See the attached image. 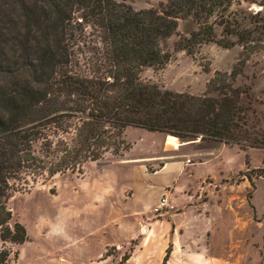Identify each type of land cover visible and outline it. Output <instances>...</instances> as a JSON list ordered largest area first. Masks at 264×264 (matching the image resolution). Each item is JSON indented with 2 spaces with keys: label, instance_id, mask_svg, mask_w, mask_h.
<instances>
[{
  "label": "trees",
  "instance_id": "obj_1",
  "mask_svg": "<svg viewBox=\"0 0 264 264\" xmlns=\"http://www.w3.org/2000/svg\"><path fill=\"white\" fill-rule=\"evenodd\" d=\"M241 2L264 7V0H161L158 9L138 10L116 0H0V264L27 241L7 205L25 175L81 172L84 162L108 151L120 156L130 145L123 138L128 126L180 141L264 149V129L248 123L240 101L248 89L234 85L250 54L264 48V15L253 10L251 25L242 26L244 15L229 11ZM185 18L196 28L180 34L174 50L192 55L208 42L241 48L231 69L215 71L201 95L138 78L144 67L170 60L168 39ZM71 118L72 142L49 141V131L69 132ZM38 140L54 159L33 151Z\"/></svg>",
  "mask_w": 264,
  "mask_h": 264
},
{
  "label": "rangeland",
  "instance_id": "obj_2",
  "mask_svg": "<svg viewBox=\"0 0 264 264\" xmlns=\"http://www.w3.org/2000/svg\"><path fill=\"white\" fill-rule=\"evenodd\" d=\"M116 1L138 10L158 9L161 0ZM253 10H261L264 15V7L258 9L256 4L247 2L232 4L229 11L239 17L244 15L241 24L247 27L251 25L248 14ZM260 22L264 23V17ZM195 28L190 18L180 19L177 32L168 39L172 51L170 60L160 67H144L138 74L139 80L154 83L160 89L201 95L215 71L228 72L239 57L241 48L238 45L224 48L214 42L202 43L192 55L173 49L180 34L188 35ZM220 29L216 27L217 34ZM234 85L248 89L240 97L247 107L248 123H256L264 129V48L250 54ZM75 121L77 119L69 120V132L49 131V141L62 140L70 144L75 138ZM187 142L192 143L179 146L184 142H179L178 137L165 135V148L179 146L170 155L208 151L222 155L211 158L213 164L209 162L199 167L203 170L216 163L218 166L213 169L218 173L206 177L203 184L213 191L220 187L228 189V203L211 213L207 211L205 216L210 213V219L198 220L188 226L187 234L182 236L178 235V229L173 235L164 229L157 238L152 233L134 236L140 229L139 215L120 212L119 195L114 198L115 204L108 207L104 203L94 205L88 201L89 190L98 193L106 186L104 176L98 175L117 157L108 151L95 161L84 162L81 172L75 167L53 176L46 170L41 171V175H25L27 183H22V187L13 192L7 205L12 220L24 226L27 241L13 246L18 254L8 264H118L123 255L130 259L122 264H161L165 254L170 259L173 253L175 259L167 264H264V149L248 147L242 150L237 145L198 142L197 139ZM42 143L41 140L33 143V151L40 156L48 155L49 160L54 159ZM201 157L194 156L192 162L201 161ZM119 169V166L108 168L121 176ZM125 183L118 185L120 190L125 189ZM151 209L148 213L153 218H159L163 210L179 211L177 205L173 209ZM122 219L123 223L120 222ZM100 250L102 253L97 257ZM106 253L110 257L104 261L102 258Z\"/></svg>",
  "mask_w": 264,
  "mask_h": 264
},
{
  "label": "crops",
  "instance_id": "obj_3",
  "mask_svg": "<svg viewBox=\"0 0 264 264\" xmlns=\"http://www.w3.org/2000/svg\"><path fill=\"white\" fill-rule=\"evenodd\" d=\"M165 135L166 133L149 131L144 128L126 127L123 131V138L130 144L129 147L123 150L120 156L110 160L109 166L107 165V167L101 169L98 175L99 177L104 176L106 186L100 189L98 193L88 191V201L94 205L104 203L107 207L113 206L115 196L119 195V211L136 212L139 215L140 229L134 235L137 237L152 233L157 238L160 231H164V229L169 230L171 235L174 234L175 229H178L179 236L186 235L188 226L198 220L210 219L211 211L213 209L218 210L223 203H228L229 200L227 196L228 189L220 187L219 189L213 188V191L203 184L206 177H212L218 173H215L213 169L214 166L218 165L214 163V166L211 165V167L203 170L199 168L209 162L212 163L211 158L218 155L210 151L170 155L179 146L192 142L179 140V142L184 143L176 148L167 149L165 148ZM196 155L202 156V160L192 162ZM220 156L222 155L218 157ZM112 166H119L122 175L110 172L108 168ZM219 172L225 177L222 171ZM122 182H126L125 187H123L124 190H120L118 187ZM125 191H127V194H125ZM163 196L167 199L169 209H173L177 205L179 211L172 213L168 209L163 210L164 212L159 218H153L148 211L150 208L153 211V208ZM203 196H207V198L205 199ZM207 211L210 213L206 217ZM120 222L123 223L124 219ZM180 230L182 231L180 232ZM101 253L100 250L96 256L98 257ZM175 255L173 253L165 264L171 263L175 259ZM109 257L107 256L103 260H108Z\"/></svg>",
  "mask_w": 264,
  "mask_h": 264
},
{
  "label": "built area",
  "instance_id": "obj_4",
  "mask_svg": "<svg viewBox=\"0 0 264 264\" xmlns=\"http://www.w3.org/2000/svg\"><path fill=\"white\" fill-rule=\"evenodd\" d=\"M166 200L167 199H166L165 196L161 197L159 199L158 203L156 204V206L154 207V210L155 211H159V210H162L165 207H170Z\"/></svg>",
  "mask_w": 264,
  "mask_h": 264
},
{
  "label": "water",
  "instance_id": "obj_5",
  "mask_svg": "<svg viewBox=\"0 0 264 264\" xmlns=\"http://www.w3.org/2000/svg\"><path fill=\"white\" fill-rule=\"evenodd\" d=\"M258 9H259V6H258Z\"/></svg>",
  "mask_w": 264,
  "mask_h": 264
}]
</instances>
